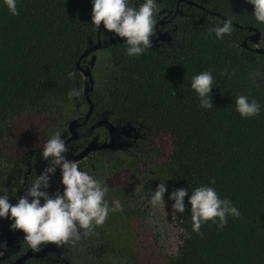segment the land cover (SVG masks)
Wrapping results in <instances>:
<instances>
[{"label":"trees","instance_id":"obj_1","mask_svg":"<svg viewBox=\"0 0 264 264\" xmlns=\"http://www.w3.org/2000/svg\"><path fill=\"white\" fill-rule=\"evenodd\" d=\"M190 1L201 8L157 0L155 14L172 13L169 39L137 57L125 54L123 41L110 42L102 22L93 30L91 0H17L14 16L0 0V188L8 190L10 203L23 192L25 165L42 161L45 141L90 106L88 122L129 123L142 136L136 157L108 152L103 162L112 188L105 199L109 207L118 200L122 211L105 220L108 248L101 264H264V55L241 46L250 27L264 47V24L254 20L247 0ZM176 9L181 14L173 16ZM225 18L242 29L233 26L217 40L208 30ZM98 42L87 55L95 56L90 84L77 63L86 68L87 56H81ZM204 70L213 76L209 109L190 88L191 77ZM72 88L80 95L70 99ZM241 94L258 102V115L241 118L235 111ZM144 178L155 189L165 183V204L155 213L170 212L178 232L174 249L154 232L157 220L149 210L125 196L130 181ZM200 185L229 198L239 217H227L223 228L208 221L193 232L188 195ZM176 188L188 194L183 213L168 199Z\"/></svg>","mask_w":264,"mask_h":264},{"label":"clouds","instance_id":"obj_2","mask_svg":"<svg viewBox=\"0 0 264 264\" xmlns=\"http://www.w3.org/2000/svg\"><path fill=\"white\" fill-rule=\"evenodd\" d=\"M3 3L11 15L17 14V0H3ZM156 3L157 0H91V26L97 31L102 22L104 30L114 37L124 38L126 55L138 57L152 47ZM247 3L253 6L251 15L257 24H264V0H247ZM208 31L214 33L217 40H223L224 36L233 31L231 18L223 19L222 24L214 25ZM67 77L72 79L73 73L68 72ZM190 88L196 94L201 108L213 107V76L210 70L193 75ZM68 95L70 99L78 97L80 90L72 88ZM234 106L241 118L254 117L260 112L258 102L248 95H237ZM68 152L62 135L59 132L53 133L41 148V158L48 162V166L36 174L14 204L9 202L8 190L0 188V219L6 217L11 221L10 230H22L23 241L33 252H39L48 242L57 246L74 243L82 234L87 235L94 225H103L110 212L122 211L118 200L112 201V207H109L105 199L106 187L80 168L75 160L68 159ZM57 168L63 190L50 195L47 191L49 181L56 174ZM165 191V183H159L149 193L148 203L153 208L165 204ZM186 195L184 188L172 190L168 195V199L174 201L171 209L183 213ZM188 204L191 228L196 233L208 221L223 228L227 217L238 218L240 215L229 198H220L216 189L208 185L192 188ZM0 247L3 245L0 244Z\"/></svg>","mask_w":264,"mask_h":264},{"label":"flooded vegetation","instance_id":"obj_3","mask_svg":"<svg viewBox=\"0 0 264 264\" xmlns=\"http://www.w3.org/2000/svg\"><path fill=\"white\" fill-rule=\"evenodd\" d=\"M178 14H181V12H178ZM155 16L156 24L154 25L153 35L161 36L165 32L170 34L173 21L172 13L170 11L160 10ZM109 34L111 33L109 32ZM116 39L117 37H110V40ZM165 41L167 40L163 42ZM159 42L162 41L157 40L154 45H157ZM90 58L91 56H87L88 60H85L87 61L85 67L87 65L88 67L90 66ZM94 64L95 61L90 68ZM83 89L84 92H88L86 86H83ZM91 109L90 106L89 110L80 113V117L75 119V127L71 128V133L69 132L68 125L67 129L61 135L65 139L69 149L67 158L75 160L80 168L87 171L95 179L100 180L102 186L110 191L112 188L109 185L107 173L103 168V162L107 161L108 152H112V154L120 152L136 157L140 152L139 143L142 140V136L139 133V129L129 123L112 124L106 118L97 119L95 122H88L90 120ZM71 136H73L72 139H70ZM110 141L114 149H100L103 144L109 143ZM89 146L93 149H90L83 157H79V154ZM46 166H48V162L44 159L42 161L34 160L32 163L25 165L26 171L21 182L22 191L35 179L36 174L38 175ZM59 181L60 175L59 169L57 168L56 174L49 181L50 187L47 191L50 195L56 191L62 192V185H60ZM154 190L155 188L152 185H148V180L144 178L139 182L136 180L130 181L124 188V193L125 196L131 197L132 201L139 204L138 207L140 210H149V214L158 223L159 218L155 214V208L148 203L149 193ZM105 196H107V192ZM156 222L155 227L158 229ZM10 223L11 221L6 217L0 219V236L2 240L6 242L9 239H14L13 243L11 241V243L9 242L5 245L2 254H0V264H12L25 254L30 255L26 260L48 261L51 264H101L102 258L105 256L106 249L108 248L105 239L107 236L105 222L101 226L94 225L87 235L82 234L80 239L74 243L57 246L55 243L48 242L39 252H33L27 243L23 241L22 230H10ZM103 226L105 227L103 228ZM154 232H157V230H154ZM26 260H23L21 263Z\"/></svg>","mask_w":264,"mask_h":264},{"label":"water","instance_id":"obj_4","mask_svg":"<svg viewBox=\"0 0 264 264\" xmlns=\"http://www.w3.org/2000/svg\"><path fill=\"white\" fill-rule=\"evenodd\" d=\"M180 2H184V3H186L187 5H189V6H194V7H199V8H201L200 6H198L195 2H192V1H190V0H180ZM179 3V2H178ZM178 3H177V5H178ZM179 11H178V9H176L175 10V12H174V14H173V16L175 15V14H177ZM219 17V16H218ZM233 26L234 27H238V28H240V29H242V27L241 26H238V25H235V24H233ZM245 30H248V31H252V34L251 35H249L248 37H245L244 38V40L242 41V43H241V46L243 47V48H245V49H248V50H251V51H253L254 53H256V54H260V55H264V47H262V48H260V47H258V41H259V32L256 30V29H254V28H250V27H247V28H244ZM153 37H155L154 39H152ZM165 37V38H164ZM123 38H121V37H117V41H119V42H121V41H123L122 40ZM169 39V34L167 33V32H165L163 35H157V36H152L151 37V40H152V44H154L157 40H161V41H164V40H168ZM114 40H110V42H113ZM247 41H249V42H251V43H253L254 44V46H253V48H250L249 46H247L246 45V42ZM100 48V44H99V42L96 44V45H94L93 47H91V48H89L88 50H86L84 53H83V55L81 56V58L82 57H86L88 54H90V53H92V52H94V51H96V50H98ZM95 61V56L94 55H91V58H90V66L89 67H86V68H81V67H79V65H78V63H77V67H78V69H79V71L81 72V74H82V76L83 77H88V81H89V83L90 84H92V79H91V75H90V67L92 66V63ZM89 90H90V88H89ZM84 93H86V92H84ZM72 127H75V121H71V123L69 124V132L71 133L72 131H71V128ZM73 138V136H71L70 137V139H72ZM102 148H109V149H114L113 148V146H112V142L110 141L109 143H106V144H103L101 147H100V149H102ZM90 149H93L91 146H89V147H87L83 152H81L80 154H79V157H83ZM11 241H12V243H13V241H14V239L12 238V239H9V241H3L2 240V237L0 236V244H2L3 245V247H0V253H2L3 252V249H4V247H5V245L6 244H8L9 242L11 243ZM28 257H30V255L29 254H25V255H23L21 258H19L18 260H16L14 263H12V264H20L23 260H26Z\"/></svg>","mask_w":264,"mask_h":264},{"label":"rangeland","instance_id":"obj_5","mask_svg":"<svg viewBox=\"0 0 264 264\" xmlns=\"http://www.w3.org/2000/svg\"><path fill=\"white\" fill-rule=\"evenodd\" d=\"M160 211L162 215H160L158 223L156 222V224H158V229L156 230L161 234L162 241L165 238L164 244H168V246H170V249H174L176 244L178 243V232L175 228L174 222L169 217L170 212L167 210L164 213L162 209Z\"/></svg>","mask_w":264,"mask_h":264}]
</instances>
